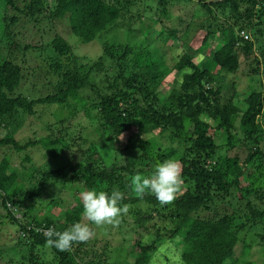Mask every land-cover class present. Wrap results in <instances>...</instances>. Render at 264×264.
<instances>
[{
  "label": "trees",
  "instance_id": "trees-1",
  "mask_svg": "<svg viewBox=\"0 0 264 264\" xmlns=\"http://www.w3.org/2000/svg\"><path fill=\"white\" fill-rule=\"evenodd\" d=\"M162 1H166V4L168 2L167 0ZM258 2L264 4V0H211L210 2L198 0V3L209 14H214V5L223 10L230 8L234 15L243 17L247 23L253 21ZM165 6L164 2L163 7ZM12 9L25 13L31 19L45 11L48 12L51 19L67 18L72 32L83 43L95 40L108 26L118 21L121 15L119 6L110 0H28L22 8L17 5L16 0H3L0 1V11L3 10V13L0 12L2 43H5L6 38L13 39L11 27L19 19L17 16L8 14ZM258 29L260 30V28ZM241 30H244L243 26L240 27L239 31ZM208 35L203 40L204 44L208 42ZM171 36L175 38L172 30H163L158 39L163 40L164 43ZM241 37V42L245 43V46L239 42L240 39L236 36L234 28H227L224 32L222 37L224 42L216 49L213 56V62L223 72L239 74L242 66L241 51L246 56H250L252 46L248 44V40ZM7 43L10 42L7 41ZM105 45L110 49L109 56L117 70L113 75L114 92L110 95L100 94L99 117L104 118L105 123L111 127L115 135L125 132L130 128L131 123L136 121L139 126L138 146L144 151L143 156L140 157L142 160L151 153L145 150L148 146L146 139L148 128H157L160 122L165 127L166 123H170L169 120L172 117L175 119V127L181 128L183 125L178 123V119L181 122L188 119L193 125L192 133L186 135L187 141L190 142L189 150L168 148L161 154L163 159L178 158L183 163L180 176L185 190L174 197L171 203L163 206L159 204L154 195L149 193L134 199L125 200L123 198L120 201L121 205L132 209L129 210V213L126 212L120 216V223L118 222L120 229L124 227L121 222L128 221L126 216L131 212L134 217L133 223H136L135 225L142 223L146 232L141 239L137 238L131 245L135 260L119 264H149L153 254L158 252L168 241L179 243L176 247L180 254L181 264H237L233 254L242 239L244 229L255 225L258 219L264 220V91L253 89L242 100L243 102L238 103V100L234 98L238 91L236 85L233 84L232 95L225 98L223 90L224 88L227 90L229 86L222 84L224 80L220 78L223 76L220 70L212 72L207 67L196 64L189 51L185 50L181 54L173 56L176 58V60L174 58L173 67L178 71L189 68L192 69V72H185L183 76L185 81L176 98L177 91L174 90L164 95L160 89L162 83L159 80L156 81L155 78L157 71L154 72L152 78L149 77L147 68L128 71L130 68L125 61L132 52L129 43H106ZM50 46L59 54H64L70 48L69 44L59 36L52 39ZM5 47L8 49L7 46ZM9 47L11 48V45ZM21 48L22 50L16 49V51L25 52L30 47ZM13 55L14 53L10 49L5 56H0V130L3 126H7L6 119H16L20 112H27V114L35 112L36 106L39 105L63 104L67 103L69 99H76L81 106L86 105V100L81 98L79 93L87 86V83L77 69L73 75L70 74V71L64 74L65 76L58 80L54 92L43 97L29 99L23 90L19 89L26 77L25 71L28 69L23 68ZM260 61V58L253 57L255 66L251 68V71L255 72L254 74L262 71ZM54 70H59V64L55 66ZM162 74H167L166 67L165 70H162ZM217 76L220 81L219 85L205 87L206 81L214 83ZM133 84L138 85L137 88L133 87ZM143 93H146L147 99ZM172 104H174L173 108L176 107L175 113H170ZM158 105L169 107V109L162 112L156 109L159 108ZM184 129L185 127H182L179 131ZM237 129L242 131V144H245L248 149L244 160L240 155L235 154L220 156L221 159L211 164L208 157L214 158L221 149V145L217 144L215 140L217 133L225 131L227 144L231 145L233 142L235 144L240 142V139L236 137ZM57 142L60 140L38 138L28 140L21 145L11 131L0 138V146L7 145L16 150L37 144L49 147ZM227 149L230 150V147ZM135 165L134 161L120 166L113 164L109 168L85 164L73 174H69L63 167L47 169L44 170L38 187L35 190H28L24 198H21L18 176L15 171L7 173L8 162L4 160L0 165V196L3 206L9 211L18 229L20 228L27 236L28 262L41 264L37 262L35 251L36 247L47 243L43 231L49 227L56 231H64L72 224L81 222L83 206L79 201V196L77 197L78 201L63 210V215L60 214L61 216L58 218L59 215L54 214L53 208L59 205L50 206L48 204L44 217L41 220L33 218V222L26 220L27 216L24 213L21 218H16L15 206L18 208L24 200L42 195L51 182L76 183L84 180L85 190L131 191L126 185L128 173L133 175L144 173L147 170L141 167L135 168ZM244 179L248 180L247 186H243ZM235 189L240 193V200L247 199L244 207V219H240L241 214H237L235 210L232 211L230 208L228 210L227 204H222L213 197V193H218L219 199L232 196V191ZM247 193L250 195L256 193L257 195L254 197L260 200V205L257 206V202L251 197L249 199L246 196ZM140 203L153 206L154 210L159 212V217L160 211L167 210L168 220L172 223L171 227L163 231L156 227L153 233L147 222L150 218L148 214H152L154 210L153 212L148 209L144 211L142 204L137 206ZM202 212L206 213V216H200ZM98 226L96 225V227ZM93 229L95 230L94 227ZM102 230H104L103 226ZM110 230L112 227H108L105 231L109 232ZM260 237L264 240V232L260 234ZM87 244L88 241L75 243L70 251H59L52 247L59 257L55 264H83L76 260L75 253L83 250ZM166 260L168 261V259ZM96 264H102V261L96 260Z\"/></svg>",
  "mask_w": 264,
  "mask_h": 264
},
{
  "label": "rangeland",
  "instance_id": "rangeland-1",
  "mask_svg": "<svg viewBox=\"0 0 264 264\" xmlns=\"http://www.w3.org/2000/svg\"><path fill=\"white\" fill-rule=\"evenodd\" d=\"M110 1L121 9L120 18L89 43H83L72 32L67 18L51 19L47 11L40 13L34 19L15 9L8 13L17 16L19 19L11 27L13 39L6 38L5 43L3 42L4 45L0 39V56H5L11 49L16 61L22 64L23 68L28 69L25 71L26 77L22 88L19 89H22L29 99L43 97L54 92L58 80L62 79L64 74L69 71L73 75L76 69L87 83V86L79 93L81 98L86 100L84 106H81L76 99H69L67 103L63 104L39 105L36 106L35 112L30 114L20 112L16 119L5 120L7 126H3L0 130V138L11 131L21 145L28 140L38 138L60 140V142L49 147L37 144L16 150L7 145L0 146V165L6 160L8 162L7 173L15 171L17 174L21 198H24L28 190H35L38 187L42 180V174L47 169L63 167L69 174H73L85 164L109 168L113 164L120 166L134 161L136 162L135 168L147 169L144 173L139 174L150 176L157 163L173 159L172 157L162 158L161 154L165 150L168 148L189 150L190 142L187 141L186 135L192 133L193 125L188 119H182V122L178 119V123L185 127L183 131H179L182 127H175L173 117L169 120L170 123L165 124V127L160 122L157 128H148L146 132L148 146L145 150L151 153L142 160L140 157L143 156L144 151L138 146L139 126L136 121L132 120L130 128L125 132L115 135L111 127L105 123L104 118L99 117L98 101L100 94L110 95L114 92L113 75L117 70L110 59V49L106 47V43H129L132 52L125 61L130 68L128 71L147 68L151 78L157 71L155 78L156 81L159 80L162 83L160 89L164 95L174 90L177 91L175 93L176 98L185 81L183 78L185 72H192V69L189 68L178 71L173 67L175 58L173 56L179 55L185 50L189 51L196 64L207 67L212 72L220 70L223 74L220 78L224 80L222 84L229 86L227 90L225 88L223 90L225 98L232 95L233 84L236 85L238 91L237 96L234 97L238 103L244 100L253 89L264 91V4L261 2L256 5L253 21L247 23L243 17L234 15L230 8L223 10L214 5V14H209L198 3V0H167V4L164 1L165 7H163L164 2L162 0ZM207 1L210 2L211 0ZM16 2L22 8L28 0H16ZM0 12L3 13V10ZM0 19L2 20L1 16ZM241 26L250 35L249 39L240 36L239 29ZM230 27L235 29L239 39L241 37L248 40V44L252 46L250 49L252 52L249 53L251 57L246 56L241 51L242 66L237 75L223 72L213 62L214 52L224 42L222 37L226 29ZM163 30H172L175 38L171 36L163 43V40L158 39ZM207 35L208 42L204 44L203 40ZM56 36L62 37L70 46L64 54H59L50 46V42ZM7 41L10 43L8 44ZM241 44L246 45L243 42ZM24 46L30 48L25 52L16 51V49L22 50L21 47ZM253 57L260 58L262 65V71L256 74L251 71V68L255 66ZM57 64H59V70H54ZM165 67L167 74H162ZM218 78L217 76L214 83L206 81L205 87L207 85H219ZM132 86L137 88L138 85L133 84ZM143 94L147 99L146 93ZM167 105L169 106V103ZM173 105L170 113L176 112V107L173 108ZM158 107L154 106L162 112L169 109V107L165 108L162 105H158ZM236 134L240 142L236 144L233 142L230 145L227 144L225 131L224 133H217L215 140L217 144L221 145V149L214 158L208 157L211 164L221 159L222 156L235 154L240 155L244 160L248 149L245 144H242V131L237 129ZM228 147L230 150L227 149ZM173 160L178 162L181 174L183 163L178 158ZM133 175L128 173L126 178V185L131 191L120 190L125 200L139 197L131 188L130 179ZM247 185L248 180L244 179L243 186ZM184 190L185 187L180 180L175 197ZM82 191H85L84 180L76 183L51 182L42 195L24 200L18 208L15 206V217L21 218L24 213L28 221L33 222V218L41 220L46 214L48 204L50 206L58 204L59 206L52 208L54 214L59 215L58 218H60L63 215V210L78 201L77 197ZM231 195L233 197L219 199L218 193H213L215 199L229 206L227 207L228 210L229 208L232 211L235 210L237 214H241L240 219H244V207L247 199L240 200L241 196L237 189L232 191ZM254 195L257 194L250 195L247 193L246 196L256 201L258 206L261 202ZM79 201H81L80 198ZM141 204L144 211L148 209L153 212V206L147 203L134 205L140 206ZM129 210L132 209L128 208V213ZM128 213L126 216L128 221L123 220L124 222H121L124 225L122 229L118 224L121 217L117 223H105V225L101 224L96 227V225L84 221L82 216L81 222L90 224L93 235L83 250L75 253L76 260L83 264H96V260L102 261V264L133 262L135 256L131 245L137 238L141 239L146 231L143 229L142 223L135 225L133 214ZM148 215L150 218H148L147 224L153 233L156 227L163 231L168 230L172 225L168 220L167 210L160 211V217L159 212L155 210ZM203 215L206 216V213H200V216ZM12 219L9 211L3 206L0 196V264H30L28 262L29 245L26 244L27 236L20 228L18 229L17 224ZM263 221L258 219L255 225L244 229L243 235L241 234L242 239L240 238L241 240L233 254L237 264H264V240L260 237V234L264 232ZM102 226L104 230H102ZM108 227H112V230L106 232ZM177 244L168 241L158 252L167 254L173 248L177 250ZM35 252L37 262L41 264H55L59 260L56 251L48 243L36 247ZM166 259L167 255H164V262L168 264Z\"/></svg>",
  "mask_w": 264,
  "mask_h": 264
},
{
  "label": "clouds",
  "instance_id": "clouds-1",
  "mask_svg": "<svg viewBox=\"0 0 264 264\" xmlns=\"http://www.w3.org/2000/svg\"><path fill=\"white\" fill-rule=\"evenodd\" d=\"M180 166L177 161L168 159L155 165L150 176L139 173L130 179L132 191L139 197L145 193L155 196L161 206L171 203L180 184ZM83 206V220L94 225L117 223L119 217L128 211L126 205H121L123 199L119 190L111 192L85 190L80 193ZM87 222H76L64 231H56L49 227L43 231L46 242L59 251H70L75 243L88 241L93 232ZM171 247V246H170ZM167 255L169 264H181L180 254L172 249L167 254L156 252L149 260V264H165Z\"/></svg>",
  "mask_w": 264,
  "mask_h": 264
},
{
  "label": "built area",
  "instance_id": "built-area-1",
  "mask_svg": "<svg viewBox=\"0 0 264 264\" xmlns=\"http://www.w3.org/2000/svg\"><path fill=\"white\" fill-rule=\"evenodd\" d=\"M240 34L242 37H244L245 39H249L250 35L248 33H246L245 30H241L240 31Z\"/></svg>",
  "mask_w": 264,
  "mask_h": 264
}]
</instances>
